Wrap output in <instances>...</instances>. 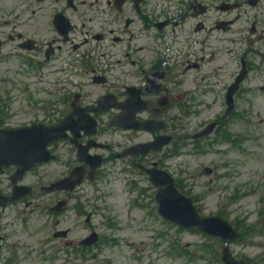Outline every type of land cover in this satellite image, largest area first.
Masks as SVG:
<instances>
[{"label": "rangeland", "instance_id": "374dc122", "mask_svg": "<svg viewBox=\"0 0 264 264\" xmlns=\"http://www.w3.org/2000/svg\"><path fill=\"white\" fill-rule=\"evenodd\" d=\"M13 66L14 63H9L0 67V105L7 106L8 99H11L12 102L14 100L19 101L11 107L14 118L9 122L15 125L32 119V109L26 105L28 97L21 92L20 86L13 82L16 78L22 77L16 69L12 68ZM262 83H264V79L256 80L257 85ZM6 86L9 88V92H4L3 89ZM251 101L253 105L247 104L248 107H251V112H238L237 116L227 121V130H233L235 134H238V132L243 133L244 141L240 144L228 145L224 142L216 146L212 151L204 147L202 152H205V154H201L202 152L200 151L197 156H193L190 154V150L195 148L190 141H186L184 145L179 146L181 150L176 154L174 160L165 156L162 158L165 166L173 168L170 171L165 168L171 174L176 172L180 174V172L184 171L185 177L182 179L184 187L202 192L207 191H204V189L208 188L207 182L209 181V178L203 174V168L215 163L220 164L222 160L229 161L232 177L237 182L236 187L239 188L241 183V193H251L244 197L240 196L235 205H232L231 202L227 204L225 202L226 198H223L225 192H222L225 183L215 182L213 190L206 194L207 207L205 210L214 212L223 208L225 210L224 214L231 220L250 218L255 208V211H258L262 207L260 200L264 197V92L257 91ZM7 109H9L8 106ZM35 112L39 113L38 111ZM239 116L243 120H239ZM178 117L179 135H190L193 132V126L189 125V119L184 115H179ZM214 117L212 113L210 115L207 114L204 119L211 120ZM200 122L197 121L196 123L200 125ZM250 128L254 129L255 134L249 130ZM106 135L99 137V140L104 144L107 141ZM219 149L224 154L219 153ZM105 154L108 155V153ZM187 162L188 164H185ZM198 164H200V167H198ZM116 165H122V163L117 162ZM52 167L56 168L55 175L53 170H50L49 175L46 173V177H42L44 178V180L42 179L43 182H49L50 177L53 180L57 179V166L53 165ZM112 168V163H107L102 171L103 179L93 187L90 186V183H87L84 189L87 193L91 192V190L88 192L87 188L97 189L104 192V197L96 198L89 193L91 202L84 211L78 208L74 209L70 205L65 214L53 215L50 213L49 207L56 203L57 196H43L39 190L36 191L33 198H41L39 202L46 204L45 206L27 208L25 203L20 201L9 206L7 212L0 219V235L4 237L1 243L3 245L1 252L3 258L16 255L18 256L19 264H205L199 260L188 259V253L191 250L211 253L219 258L221 249L209 247H204L203 249L202 237L184 234L183 232H178V239L181 241L180 244L182 246L187 247L188 253L183 256H176L174 259L167 258V254L172 251V248L165 242L158 244V237H155L154 221L157 223L158 220L151 217L153 206L150 203L152 201L148 199V209L136 207L134 203L135 195L133 192L136 189H150L148 180L144 178L145 175H141L140 169L134 171L133 167L130 166L126 175L127 179L122 182L111 183ZM225 169L228 168L217 170L215 178L226 171ZM194 175L196 176L195 179L193 178ZM133 179L137 183L132 184ZM37 180V175H33V177H28L27 182L36 183ZM249 180H254L255 183L259 182V185H253L256 187L253 194L252 183ZM195 182L197 183L195 184ZM152 194L150 192L148 197L151 198ZM30 199L31 197L28 200ZM18 209H20L21 218L17 220L16 227L12 228L8 222L16 214H19ZM89 213L94 214L92 224L89 226L106 236L107 239H103L102 246L95 250L98 255L92 256L88 252L84 258L85 260H80L76 254L69 257L68 253H73L72 250L65 245L66 242L64 240L55 239L53 234L58 230L71 229V235L68 239L76 245L79 244L80 240L88 235L85 230L87 227L85 220ZM103 215L106 216V219L103 218ZM76 217L79 218L76 219ZM256 217L255 215L254 218ZM104 220L112 222V226L105 225ZM159 227H163V225H157V228ZM111 240L113 241L110 242ZM242 246L238 244L236 248L241 249ZM26 250H32V252L26 254ZM249 251L251 255L256 252V250L251 249ZM213 255L209 256L213 257ZM22 257H25V260L22 261ZM63 258H70V262ZM189 260H192V263Z\"/></svg>", "mask_w": 264, "mask_h": 264}, {"label": "flooded vegetation", "instance_id": "af4514ba", "mask_svg": "<svg viewBox=\"0 0 264 264\" xmlns=\"http://www.w3.org/2000/svg\"><path fill=\"white\" fill-rule=\"evenodd\" d=\"M72 1L74 5L70 0H11L9 4L2 5L5 9L3 15L15 18V28L24 30L27 27L23 25V20L20 21V14L22 15V10L30 9L27 12L30 17L28 30L31 29L36 36L46 32L57 34L56 26H52L53 16L55 18L56 15L69 19L67 22H60L65 27L73 29L71 35L74 36L78 34L77 28H84L92 23L95 28L92 39L101 41L98 47L101 53L97 49L95 53H99L102 60L113 59L114 50H116L115 43L123 41L122 56L125 72L106 81L107 94L114 97L112 106L115 107H109L107 110L112 118L111 123L117 116L114 113L117 111L118 114L121 113L119 106L128 99L127 89L131 87L144 91V98L148 101L147 111L139 114L140 120L147 116L151 118L154 114H162L163 110H158L155 100L154 92L157 85L176 91L181 81L175 70L178 62L175 50L179 46L175 36L179 33V28L185 31L184 26H187L194 33L207 35L205 43L210 42L211 36L222 43L226 41L227 34L241 35L243 32L242 19L248 17L246 12H242V0H218L219 4L237 3L241 5L236 11L227 12L217 10L218 4L212 6L211 3L215 0H124L122 5H119L117 0ZM42 10H46L45 15H41ZM72 18L81 21V24L78 25ZM225 22L233 23L227 29L223 24ZM257 24L258 22H255V30ZM87 33H90V30H87ZM116 33L119 35L115 36ZM165 35H167L166 39L171 41L170 43L162 42ZM255 41H258L257 35L255 40L251 41V45ZM87 42L88 40L85 41ZM83 44V42L74 44L71 40L69 42L73 51L74 45L83 46ZM67 45L63 44V47ZM59 49H61L60 46ZM187 55L188 51L182 54V58L186 59ZM215 57V53H212L210 60H214ZM185 67L188 71L191 68H197L198 65L188 61ZM91 104V102H84L81 106L84 107L83 109H88L91 108L89 107ZM129 133L135 132L129 131ZM142 159L143 157L140 158Z\"/></svg>", "mask_w": 264, "mask_h": 264}]
</instances>
